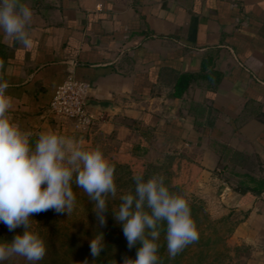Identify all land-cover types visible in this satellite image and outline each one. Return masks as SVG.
<instances>
[{"label": "crops", "instance_id": "0c3cea01", "mask_svg": "<svg viewBox=\"0 0 264 264\" xmlns=\"http://www.w3.org/2000/svg\"><path fill=\"white\" fill-rule=\"evenodd\" d=\"M22 2L33 13L30 44L0 32V76L21 128L33 140L48 129L84 143L110 136L128 159L181 154L191 188L218 214L243 213L230 238L249 251L232 264H264V189L247 178L264 180V0ZM185 73L199 75L174 96ZM66 75L89 84L98 120L85 132L47 112Z\"/></svg>", "mask_w": 264, "mask_h": 264}, {"label": "clouds", "instance_id": "9594fccd", "mask_svg": "<svg viewBox=\"0 0 264 264\" xmlns=\"http://www.w3.org/2000/svg\"><path fill=\"white\" fill-rule=\"evenodd\" d=\"M32 19L31 8L22 0H0V32L5 38L28 46ZM8 89L9 83L0 76V223L9 232L22 228V233L11 241L0 240V264L13 257L38 264L45 257V241L32 228L33 216L47 211L72 214L77 206L73 185L86 193L99 228L106 226L110 210L122 226L127 247L139 245L135 259L125 256L122 264H159L162 224L170 259L198 241L189 201L170 192L161 175L147 179L134 175V190L119 194V204L110 209L109 198L118 196L115 165L101 148L53 129L41 131L33 140L12 115ZM105 247L104 233L96 231L89 241L93 261ZM82 264L89 262L85 259Z\"/></svg>", "mask_w": 264, "mask_h": 264}, {"label": "rangeland", "instance_id": "374dc122", "mask_svg": "<svg viewBox=\"0 0 264 264\" xmlns=\"http://www.w3.org/2000/svg\"><path fill=\"white\" fill-rule=\"evenodd\" d=\"M85 145L88 147L99 146L111 163L130 161L125 154L119 151L117 144L113 142L110 136L95 133ZM172 155H174V158L170 167L171 181L180 187V190L188 199L196 200L195 205L199 208V214L193 218L197 225L199 239L177 255L178 264L236 263L241 256H246L249 251V245L237 244L232 242L230 238L236 225L242 219L243 213L228 210L223 214H218L219 210L215 206V200L207 199L205 192L202 193L199 189L193 190L191 188L195 175L188 167L187 160L181 154ZM161 160L162 157L155 161ZM73 191L77 198V206L74 212L67 216L57 215L50 211L49 216L59 217L58 223L64 225L66 233L73 237L78 235L81 241L89 244L90 239L95 235V229L98 227L94 213L91 210L92 204L82 189L73 188ZM215 192V189L210 191V195L214 196ZM32 224L36 226L35 222ZM54 231L58 235L60 229L57 228ZM21 233L22 228L16 229L15 232H9L7 227L0 223V240L11 241L15 234ZM120 249L122 248L119 245H114L111 248L120 257L115 260L116 264H122L125 256L135 259L136 255L133 250L124 248L123 252L120 253ZM4 264H28V262L23 257H13L5 261ZM38 264H42V262L39 261Z\"/></svg>", "mask_w": 264, "mask_h": 264}, {"label": "trees", "instance_id": "16d2710c", "mask_svg": "<svg viewBox=\"0 0 264 264\" xmlns=\"http://www.w3.org/2000/svg\"><path fill=\"white\" fill-rule=\"evenodd\" d=\"M199 74L185 73L181 74L174 86V96L180 95L187 84L195 79ZM213 75L214 79H219V74L215 71H210L208 76ZM174 155L165 154L162 156L161 161H146L142 160L138 156L131 155L129 162L112 163L115 165V183L117 185L118 196L117 199L112 200L109 198V208H115L119 204V194L126 193L129 190H134L135 183L133 176L136 174H143L145 179L152 175H161L164 177L165 185L169 188L170 192L181 194L180 187L171 181L170 167L172 165V159ZM250 181L255 183V187L252 189L254 192H258L264 189V180H255L248 177ZM73 188H76L73 185ZM185 196V195H184ZM191 208V215L193 218L199 214V208L195 205L196 200L188 199ZM49 212H43L33 216V222L36 226H33L34 230L44 239L46 245V255L41 260L42 264H82L87 259L89 264H116L115 260L120 258L117 253L115 254L111 248L114 245H119L122 249L119 252H123L127 247V241L124 237L122 226L119 225L112 217L111 211L106 214L107 224L103 228L97 227L96 231L104 233L105 250L101 252L100 257L93 261L90 255L89 244L81 241L78 235L73 237L69 233H66L63 224L58 223L59 217L50 215ZM60 229L58 235L55 234V229ZM95 234V233H94ZM166 225L162 224L160 237L158 240V256L159 264H178L177 256L174 259H170L165 245L166 239ZM126 244V247H125ZM139 245L133 247L134 254ZM129 249V248H128Z\"/></svg>", "mask_w": 264, "mask_h": 264}, {"label": "built area", "instance_id": "2783aa9c", "mask_svg": "<svg viewBox=\"0 0 264 264\" xmlns=\"http://www.w3.org/2000/svg\"><path fill=\"white\" fill-rule=\"evenodd\" d=\"M89 84L66 75L55 88L47 112L60 124H66L74 132L89 130L98 120L87 105Z\"/></svg>", "mask_w": 264, "mask_h": 264}, {"label": "water", "instance_id": "95a60500", "mask_svg": "<svg viewBox=\"0 0 264 264\" xmlns=\"http://www.w3.org/2000/svg\"><path fill=\"white\" fill-rule=\"evenodd\" d=\"M90 105L93 107H98L100 109H104L106 107V103L101 101H92Z\"/></svg>", "mask_w": 264, "mask_h": 264}]
</instances>
